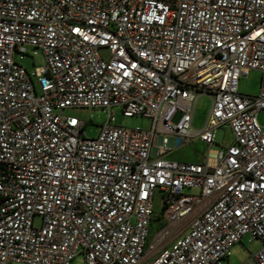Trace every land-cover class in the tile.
<instances>
[{"label": "built area", "instance_id": "1", "mask_svg": "<svg viewBox=\"0 0 264 264\" xmlns=\"http://www.w3.org/2000/svg\"><path fill=\"white\" fill-rule=\"evenodd\" d=\"M39 53L40 72L15 60ZM117 107L151 128L116 125ZM70 109L107 114L96 138ZM260 113L264 0H0V264H223L246 236L264 264ZM226 125L204 163L168 159Z\"/></svg>", "mask_w": 264, "mask_h": 264}, {"label": "rangeland", "instance_id": "2", "mask_svg": "<svg viewBox=\"0 0 264 264\" xmlns=\"http://www.w3.org/2000/svg\"><path fill=\"white\" fill-rule=\"evenodd\" d=\"M15 60L30 73L35 70L40 72L46 65L45 57L42 53L35 56L30 54V56H26L23 59L20 58V55H16ZM261 79L262 73L257 70L251 71L248 76H242L239 82L240 93L247 96H257L260 90ZM211 108V98L207 95L200 96L194 111V129L201 130L204 127ZM113 112L115 113L116 125L118 126L128 129L140 127L146 130L150 129L152 126V121L150 119L144 117H125L122 109L119 107L113 109ZM67 114L87 122L85 130L88 138H96L99 133L100 125L107 121V114L100 109H70L67 111ZM91 115H93L92 122L90 121ZM257 119L259 123L264 126V114H258ZM234 139L231 129L226 125L217 130V144L213 145L210 149L205 143L199 140L184 142L180 148L174 150L168 156V159L182 163H204L209 150H221L220 145L227 148L233 144ZM185 193L194 194L196 192L193 190H185ZM156 212H161L158 204L156 205ZM157 233L159 232H156L155 228L151 229V236L148 241L149 244L154 240ZM261 248L262 242L260 240H251L250 236H246L242 239L241 243L236 244L232 248L230 258L223 264H248L251 256L256 254ZM72 264H84V257L79 255L74 259Z\"/></svg>", "mask_w": 264, "mask_h": 264}, {"label": "trees", "instance_id": "3", "mask_svg": "<svg viewBox=\"0 0 264 264\" xmlns=\"http://www.w3.org/2000/svg\"><path fill=\"white\" fill-rule=\"evenodd\" d=\"M163 216H164V214L162 211L159 213L155 212V217H154L153 222L151 224V229L155 228L156 232H159L165 226Z\"/></svg>", "mask_w": 264, "mask_h": 264}]
</instances>
